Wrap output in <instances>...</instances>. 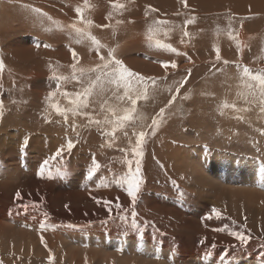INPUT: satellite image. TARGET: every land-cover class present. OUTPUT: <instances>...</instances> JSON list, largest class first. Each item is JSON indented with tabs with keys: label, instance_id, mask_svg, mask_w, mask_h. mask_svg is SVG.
Instances as JSON below:
<instances>
[{
	"label": "rangeland",
	"instance_id": "374dc122",
	"mask_svg": "<svg viewBox=\"0 0 264 264\" xmlns=\"http://www.w3.org/2000/svg\"><path fill=\"white\" fill-rule=\"evenodd\" d=\"M36 1L0 0L16 14L7 10L12 22L0 21V264H221L220 257L222 264H264V167L235 176L244 159L264 166V102L258 84L242 75L245 67L264 73V5L127 0L115 9L111 0H58L59 8H45L92 31L101 44L98 55L87 36L78 38L63 25L56 30L53 18L23 19L22 4L40 8ZM123 9L131 29L123 24ZM157 41L180 54L158 48ZM110 49L129 70L155 79L154 87L148 81V98L137 101L134 120L122 127L113 122L131 107L126 89L103 78L85 98L101 73L80 72L106 63ZM246 84L257 89L255 97ZM140 87L133 80V88ZM53 105L69 110L67 120ZM140 131L147 136L133 228V205L120 181L127 160L135 168L131 149ZM94 164L99 168L91 172ZM117 199L122 210L114 206ZM233 231L249 236L248 243L241 245L228 234Z\"/></svg>",
	"mask_w": 264,
	"mask_h": 264
},
{
	"label": "snow or ice",
	"instance_id": "6c2138e0",
	"mask_svg": "<svg viewBox=\"0 0 264 264\" xmlns=\"http://www.w3.org/2000/svg\"><path fill=\"white\" fill-rule=\"evenodd\" d=\"M28 7V6H25ZM113 8L115 9H120L123 8L122 4H113ZM32 11L37 14L38 16H46L45 13H42L41 10L39 8H32ZM76 13L77 15H81V9L80 8H76ZM49 20H51L50 17H48ZM189 23H191V21H188ZM89 26L91 25V21H88ZM70 27L75 31V33L77 34V37H83V36H87V38L91 41L92 45L95 47L97 54L99 55V50L101 48V44L100 42L94 37L91 36L90 34L82 31L81 28L77 27L75 24L70 25ZM152 29H149V32L151 33ZM185 35H187V33H185ZM231 39H235V37L230 35ZM149 39H151V35L149 36ZM77 42H81L79 39ZM40 45H37V47H39ZM45 47H47V45H45ZM157 47L161 48L165 51H169V52H174L177 55H179L180 53L177 52V50L175 48H173L171 45L169 44H160L159 41H157ZM237 47L239 48V45H237ZM113 52L114 50H109L108 53V59L106 63H103L101 66H98L97 69H80L81 74L83 75L85 71H99L101 73V75H98L96 77V80L93 81V83L89 86V88L85 91L84 96L85 98L91 94L92 92V88L95 86L96 82L101 81L103 78H107V82L108 83H115L117 86H123L126 91H125V96L127 97V99L130 101L131 107L125 109V114L122 116L117 117V119L113 122L115 124V127H122L125 123L127 122H132L134 120V114L136 113V104L137 101L141 98L143 99H147L148 98V81L151 80L153 87L155 86V79L154 78H145L143 76H139L137 73L132 72L131 70H129L127 67L124 66V64L122 63V61H120L119 59H115L113 57ZM216 58L217 60L220 59V53H219V49H216ZM73 58L76 59V53L73 52L72 53ZM100 59L103 61L105 60V57L101 56ZM227 63V62H225ZM3 62L0 61V71L3 70ZM162 67L167 70L169 68V64L168 63H163ZM172 68H176V64L172 63L171 64ZM237 67L239 68V65H237ZM76 71L75 65H73V72ZM242 75L243 77H247L249 78L251 81H255L258 84V93H259V97L261 102H264V73H257L255 75H253L251 73V71L245 67L242 69ZM75 78V77H73ZM57 80L59 79H66V78H61V77H56ZM133 80H135L136 84L138 85H142V87L140 88H133ZM185 81H181L180 82V86L183 85ZM246 87H248L250 89V93L251 95H253L254 97L257 94V89L254 88V86L252 84H246ZM177 93L179 92V87L176 89ZM135 92V95H132V93ZM55 95V93H51L50 96ZM66 95V93H65ZM175 100V97H172L171 100H169V104H171L173 101ZM75 103V102H74ZM83 103V106H87L86 102H81ZM80 105H77V108H73L71 109L73 115H78V107ZM53 107L55 108V111L64 116L65 120H67V112L69 110L67 109H61L58 105H53ZM225 107H227V105H225ZM164 113V109L162 108L160 110L159 115H163ZM113 115H115V113H113ZM142 119V118H141ZM97 123H99L97 121ZM158 127V121L156 119H153L152 121V129H153V133L155 134V129ZM115 130V129H114ZM125 135H127V133H125ZM147 136V133L144 131H140L137 135V138L135 140V145L134 147L131 149L132 155L134 157H136L135 159V168L133 169L132 165H133V161L131 159L127 160V165H128V171L127 174L125 176H123L121 178V184L126 185V193L127 196L130 198L131 203L133 205V210L131 212V215L133 217V222H132V227L135 228L137 227L136 222H135V217H136V212H135V204L137 202V196L138 193L140 192L141 189V185L143 184V180L141 178V157L143 156V144L145 141V138ZM74 145L71 141H69L66 145V148L69 152H71V150L73 149ZM63 152V149H60L56 152V156L59 157ZM45 165L47 164V161L44 162ZM99 168L98 164H94V167L92 168L91 172H95L96 169ZM91 174V173H90ZM16 199L19 201L22 199L21 193L17 192L16 193ZM97 203L100 204L101 201L97 200ZM103 206L107 209V211L109 213L112 212V207H111V202L108 200H104L103 201ZM115 208L117 210H122V205L119 203L118 199L117 202L115 203ZM28 206L27 205H23L21 204V208L26 209ZM213 213L216 214L217 217H219L220 213L217 212L216 209H212ZM119 214V212L117 213ZM41 227L43 228V225H41ZM214 231H224V229L222 228H217V229H213ZM229 235L233 236L237 241L240 242L241 245H246L249 241V236L245 235L242 232L239 231H233L228 233ZM142 236V233H141ZM201 244L204 243V241L200 242ZM215 246L213 245V248ZM209 255H211V253H209ZM225 257H220L221 259V264L223 262V259ZM49 260H52V256L50 255Z\"/></svg>",
	"mask_w": 264,
	"mask_h": 264
},
{
	"label": "crops",
	"instance_id": "0c3cea01",
	"mask_svg": "<svg viewBox=\"0 0 264 264\" xmlns=\"http://www.w3.org/2000/svg\"><path fill=\"white\" fill-rule=\"evenodd\" d=\"M44 1H46V2H44ZM118 1V2H117ZM127 0H116V1H113L112 3H111V1H109L108 2V4H117V3H119V4H122L123 6H124V4H125V2H126ZM38 4H39V7L41 8V12L42 13H45L46 14V16H35V14H33L32 12H31V10H27V9H32V8H35L34 6L35 5H32V6H30L29 5V8L28 7H25L26 6V4L24 5V4H22V6H23V9L25 10H23V12H22V14H21V16H22V18L24 19V18H26V19H29L30 21L31 20H34V19H36V18H42V17H45V18H47L48 19V17H50L51 19L53 18L54 20H53V26H54V28H56V30H57V27H59V26H61V25H63L66 29L67 28H69L70 27V22L67 20V19H72V18H67V19H65V18H62L61 19V16H59V17H57V15H54L55 13L54 12H52L51 10H49V12H51L52 13V16H51V13H48V12H45V8L46 7H51L52 5H55L57 8H59V5H57V3H59L60 1H57V0H37L36 1ZM5 3H3L2 5H3V7H2V5H0L1 7H2V17H5V19L4 18H2L1 16H0V20H2V23L4 22V23H11L12 22V14H14V16L16 17V14L14 13V9L13 8H9L6 4V6L4 5ZM49 4H50V6H49ZM96 4H98L97 2H91L90 3V5H89V9L90 10H92V12H95L94 11V6L96 7ZM43 6V7H42ZM46 6V7H45ZM73 7V6H72ZM72 7H70L69 8V10H67V11H70V9H72ZM104 7V6H103ZM7 8V9H6ZM94 8V9H93ZM7 10H12L13 11V13L10 15V13L9 12H7ZM127 12V9H123V13L124 12ZM7 12V13H6ZM29 12V13H28ZM126 12H125V14H123V19L125 20V22L123 23L124 24V26L127 28V29H131L132 27L130 26V28L128 27V22H127V20L125 19V16H126ZM6 13V14H5ZM28 13V14H27ZM69 13V12H68ZM3 14H5V15H3ZM69 14H71V13H69ZM28 15H29V17H28ZM30 16H31V18H30ZM55 16V17H54ZM12 17V18H11ZM35 17V18H34ZM60 18V19H59ZM64 19V20H63ZM9 20V21H8ZM62 21H64V23L62 22ZM58 25H57V24ZM54 24H56V25H54ZM67 26V27H66ZM105 30H101L100 32L103 34V32H104ZM114 31H117V29H115ZM134 31H137V30H135V28H134ZM111 32H113V31H107V34H110ZM134 33V32H133ZM140 33V32H139ZM61 34V33H60ZM107 34H105V35H107ZM61 35H63V34H61ZM67 36V34L66 35H64V36H61V37H59V38H61V39H65V37ZM140 36H141V33H140ZM64 37V38H63ZM68 37H69V35H68ZM73 37L75 38V34L73 35ZM74 38H71V39H74ZM79 38V37H78ZM140 38L141 37H138L135 41H139L140 40ZM66 40V39H65Z\"/></svg>",
	"mask_w": 264,
	"mask_h": 264
},
{
	"label": "bare ground",
	"instance_id": "6f19581e",
	"mask_svg": "<svg viewBox=\"0 0 264 264\" xmlns=\"http://www.w3.org/2000/svg\"><path fill=\"white\" fill-rule=\"evenodd\" d=\"M17 1V0H16ZM58 1V0H57ZM73 1V0H72ZM97 1V0H96ZM112 1V0H111ZM44 2H46V1H44ZM62 2V1H61ZM118 2V1H117ZM41 3V2H40ZM39 3V4H40ZM98 3V2H97ZM38 4V5H39ZM99 4V3H98ZM5 5V4H4ZM56 5V4H55ZM59 5V4H58ZM250 8L251 7H255V6H258V5H264V0H250ZM6 6V5H5ZM26 6H28V8H29V5H26ZM31 6V5H30ZM50 6V5H49ZM2 7H3V5H2ZM43 7V6H42ZM46 7V6H45ZM61 7V6H60ZM69 7V6H68ZM248 8H249V6H247ZM246 6L243 8V9H245V8H247ZM12 8V7H11ZM94 8H95V6H94ZM93 8V9H94ZM7 9V8H6ZM39 9H41V8H39ZM91 9V8H90ZM26 10V9H25ZM24 10V11H25ZM28 11L29 10H31V12H32V9H27ZM45 10V9H44ZM251 10V9H250ZM264 10V9H263ZM47 11V10H46ZM65 11V10H64ZM248 11V10H247ZM30 12V11H29ZM28 12V13H29ZM48 13H51V12H49V11H47ZM105 12V11H104ZM126 12V11H125ZM124 12V13H125ZM250 12V11H249ZM263 12V11H262ZM7 13V12H6ZM5 13V14H6ZM27 13V14H28ZM33 13V12H32ZM106 13V12H105ZM260 13V12H259ZM5 14H3V15H5ZM33 14H35V13H33ZM264 14V13H263ZM54 15H56V12H55V14ZM258 15V14H257ZM12 16V15H11ZM35 16H37V14H35ZM51 16H52V13H51ZM28 17H29V15H28ZM55 17V16H54ZM57 17H58V15H57ZM67 17V16H66ZM104 17V16H103ZM130 17V16H129ZM12 18V17H11ZM30 18H31V16H30ZM35 18V17H34ZM4 19H5V17H4ZM18 19V18H17ZM60 19V18H59ZM61 19H62V17H61ZM6 20V19H5ZM49 20V19H48ZM64 20V19H63ZM1 22H2V20H0ZM9 21V20H8ZM63 23H64V21H62ZM128 22V21H127ZM4 23V22H3ZM33 24V23H32ZM22 25V24H21ZM54 25H56V24H54ZM58 25V24H57ZM123 26V25H122ZM23 27V26H22ZM21 27V28H22ZM67 27V26H66ZM77 27H79V26H77ZM88 27V26H87ZM129 27V26H128ZM81 28H83V27H81ZM85 28V27H84ZM130 28V27H129ZM66 29V28H65ZM90 29V28H89ZM153 29H154V27H153ZM21 30V29H20ZM41 30H42V28H41ZM115 30V29H114ZM121 30V29H120ZM132 30H134V29H132ZM131 30V31H132ZM136 30V29H135ZM34 31V30H33ZM50 31V30H49ZM119 31V30H118ZM88 32V31H87ZM90 33L92 32V31H89ZM88 32V33H89ZM129 32V31H128ZM133 32H135V31H132V33ZM17 33V32H16ZM89 33V34H90ZM115 33V32H114ZM123 33V32H122ZM126 33V32H125ZM27 34V33H26ZM62 34V33H61ZM106 34V33H105ZM152 35V34H151ZM61 37V36H60ZM70 37V36H69ZM217 37V36H216ZM42 38V37H41ZM64 38V37H63ZM71 38V37H70ZM82 38V37H81ZM103 38H105V37H103ZM56 40V39H55ZM75 40V39H74ZM144 41V40H143ZM138 42V41H137ZM26 43V42H25ZM77 44V43H76ZM19 47V46H18ZM116 48V47H115ZM27 49V48H26ZM66 49H67V47H66ZM53 50V49H52ZM117 50H119V49H117ZM30 51H31V49H30ZM24 58V57H23ZM52 58V57H51ZM96 60V59H95ZM125 60V59H124ZM80 62V61H79ZM98 62V61H97ZM127 62V61H126ZM81 64H82V62H81ZM18 65V64H17ZM85 65V64H84ZM40 67H41V65H39ZM81 66V65H80ZM127 66V65H126ZM28 69V68H27ZM34 75V74H33ZM225 81V80H224ZM47 96V95H46ZM44 99V98H43ZM23 114V113H22ZM42 116V115H41ZM174 116V115H173ZM90 117V116H89ZM188 128V127H187ZM49 144V143H48ZM43 145V144H42ZM43 147V146H42ZM176 152L178 151V150H175ZM179 152V151H178ZM178 154V153H177ZM180 157V156H179ZM244 164V165H243ZM242 165L243 166H239V171L237 172V174L235 175V176H238V177H240V174H239V172L240 173H243L244 174V172H245V174L246 175H248L249 177H250V173H256V170H259V168H260V166H262V167H264L262 164L263 163H260V162H257L256 163V161H254V160H245L244 159V163H243ZM30 165V164H29ZM27 167H28V165H27ZM238 167V166H237ZM235 170V169H234ZM44 171H46L45 169H44ZM1 172H2V170H1ZM20 173V172H19ZM46 173V172H45ZM3 174V173H2ZM42 174V173H41ZM260 174L262 175V176H264V170H262L261 172H260ZM40 177V176H39ZM42 177V176H41ZM237 185H238V183H237ZM70 187V186H69ZM69 194V193H68ZM70 198V197H69ZM256 201V200H255ZM257 201H259V198H258V200ZM234 203V202H233ZM258 203V202H257ZM155 205H157V204H155ZM152 207H153V204H152ZM160 207V206H159ZM158 208V207H157ZM162 214V213H161ZM173 214V213H172ZM0 218H3V217H1L0 216ZM5 220V219H4ZM4 220L2 219V221L4 222ZM1 223V222H0ZM2 224V223H1ZM4 226V225H3ZM1 234V233H0ZM12 236V235H11ZM74 237V236H73ZM136 237V236H135ZM132 238L134 241L137 239V238ZM72 238V237H71ZM75 238V237H74ZM0 239H1V237H0ZM77 239H78V237H77ZM81 239V238H80ZM79 239V240H80ZM4 240V239H3ZM67 240H69V239H67ZM83 240V239H82ZM65 241V240H64ZM70 241V240H69ZM72 241V240H71ZM3 242V241H2ZM7 241H5V243H6ZM75 242H77V241H75ZM74 242V243H75ZM63 243V242H62ZM73 243V244H74ZM71 244V243H70ZM76 244H78V243H76ZM79 245V244H78ZM81 245L83 246V244L81 243ZM118 245V244H117ZM65 246V245H64ZM63 246V247H64ZM81 246V247H82ZM86 246V245H85ZM76 247V246H75ZM87 247H89V246H87ZM86 247V248H87ZM117 247V246H116ZM118 247H119V245H118ZM18 248V247H17ZM16 248V249H17ZM21 248V247H20ZM69 248V247H68ZM90 248V247H89ZM111 248V247H110ZM23 249V248H22ZM22 249H21V251H22ZM60 249V248H59ZM61 249H62V247H61ZM80 249V248H79ZM63 250H64V248H63ZM82 250V249H81ZM69 251H71V250H69ZM64 252V251H63ZM78 252H80L79 250H78ZM133 252V251H132ZM84 253V252H83ZM92 254V253H91ZM59 255V254H58ZM110 255V254H109ZM117 255V254H116ZM92 256V255H91ZM108 256V255H107ZM64 257H66V256H64ZM81 257V256H80ZM79 257V258H80ZM83 257V256H82ZM108 258V257H107ZM116 258V257H115ZM92 259V258H91ZM108 259H110L111 261H112V258H111V256L108 258ZM118 259V258H117ZM121 259V258H120ZM169 259V258H168ZM95 260V259H94ZM97 260V259H96ZM114 260V259H113ZM129 260H131V259H129ZM105 261V260H104ZM116 261V260H115ZM117 261H119V260H117ZM179 261V260H178ZM85 262V261H84ZM114 262V261H113ZM112 262V263H113ZM120 262V261H119ZM128 262V261H127ZM145 262V261H144ZM91 263H93V262H91ZM115 263V262H114ZM123 263V262H122ZM133 263V262H132ZM131 263V264H132ZM137 263V262H136ZM135 263V264H136ZM181 263V262H180ZM85 264H87V263H85ZM94 264V263H93ZM125 264H127V263H125ZM139 264V263H138ZM141 264V263H140ZM185 264V263H184ZM191 264H192V262H191ZM196 264V263H195ZM200 264H202L201 262H200Z\"/></svg>",
	"mask_w": 264,
	"mask_h": 264
}]
</instances>
